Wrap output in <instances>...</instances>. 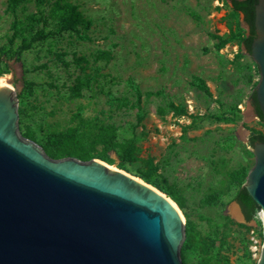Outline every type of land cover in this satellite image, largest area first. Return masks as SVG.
<instances>
[{"label":"rangeland","instance_id":"374dc122","mask_svg":"<svg viewBox=\"0 0 264 264\" xmlns=\"http://www.w3.org/2000/svg\"><path fill=\"white\" fill-rule=\"evenodd\" d=\"M71 1L92 20L88 39L62 33L22 50L13 22L21 20L29 32V14L40 9L26 2L12 13L0 0V77L17 93L20 133L44 149L46 132L74 126L77 114L113 123L128 139L120 142L136 148L127 154L128 173L135 176L145 165L140 160L152 158L160 179L184 198L185 221L202 238L217 240L220 252L213 251L209 264H257L251 230L262 249L263 220L260 211L248 223L237 220L228 174L255 162L248 139L251 129L264 132V123L250 96L260 74L240 42L217 49L215 38L237 20L247 31L243 15L233 14L231 0ZM196 78L210 94L192 85ZM132 84L141 89L140 104ZM109 92L130 105L111 106ZM237 110L242 121L234 120ZM220 190L217 205L202 204ZM203 256L195 254L190 263Z\"/></svg>","mask_w":264,"mask_h":264},{"label":"water","instance_id":"95a60500","mask_svg":"<svg viewBox=\"0 0 264 264\" xmlns=\"http://www.w3.org/2000/svg\"><path fill=\"white\" fill-rule=\"evenodd\" d=\"M254 25L250 56L264 116V0ZM251 151L255 162L243 185L263 217L257 264H264V142ZM170 199L101 159L48 156L20 133L17 93L0 83V264H184L186 221ZM236 205L237 220L247 223Z\"/></svg>","mask_w":264,"mask_h":264},{"label":"trees","instance_id":"16d2710c","mask_svg":"<svg viewBox=\"0 0 264 264\" xmlns=\"http://www.w3.org/2000/svg\"><path fill=\"white\" fill-rule=\"evenodd\" d=\"M47 0H7L8 9L15 13L26 2H34L40 9V12H31L29 14V23L27 25L29 32L24 30L23 22L16 19L13 22V38L21 40L24 48L29 49L32 43L45 41L48 38L62 33H69L76 36L80 40L88 39V30L92 26V20L87 18L80 10L79 6L71 0H51L46 5ZM170 1V0H162ZM258 0H231L233 14L235 16L243 15V22L248 26L247 31L242 27L241 22L237 20L235 27H231L230 32L224 36L215 37L218 42L216 48L220 49L226 44L238 41L242 44L247 54L251 53V45L256 37L255 31V6ZM48 8V13L42 10ZM257 69L258 65L256 64ZM80 78V77H79ZM78 78V79H79ZM81 79V78H80ZM79 79V80H80ZM192 85L203 92L210 94L208 85L200 78H196ZM132 88L137 95L138 104L141 100V89L138 85L132 84ZM256 88V87H255ZM82 91V84L77 89L78 95ZM108 102L111 106L115 105H130V100L127 98H116L112 93H108ZM250 100L254 106L255 113L259 120L264 123V116L259 107L256 90L254 89ZM120 107V106H119ZM178 113H184V108L180 109L175 105L171 106ZM235 121H242L243 115L241 111L232 113ZM29 135V134H28ZM128 139L123 138V134L118 132V129L113 123L105 124L97 122L92 118H85L81 114L76 115V124L68 128L52 131L48 130L45 134L44 149L48 156L54 159L66 157H76L81 160H90L99 158L109 164H117L120 169L130 172L127 166V154L136 153V148L130 142L123 145L120 141ZM249 144L251 147L256 142H264V132L251 129L249 135ZM96 145H102V151H97ZM114 153L117 158L112 156ZM144 168L139 169L135 176L140 177L145 182L153 185L162 192L171 197L183 210L185 209L184 198L178 193L175 187L170 186L166 180H161L158 174L157 166L152 158L140 160ZM249 168L241 166L229 172L230 185L236 188L235 200L240 203L244 213L246 222L252 221L260 207L249 194L244 183L246 181ZM224 195L223 191H216L206 195L202 199V204L207 206L217 205ZM240 226H246L244 223H239ZM217 240L205 239L196 231L189 221L186 222V238L181 248V256L184 264H209V258L214 250L220 252L217 248ZM195 254H204L205 256L198 259L196 263H190ZM208 257V258H207Z\"/></svg>","mask_w":264,"mask_h":264},{"label":"built area","instance_id":"2783aa9c","mask_svg":"<svg viewBox=\"0 0 264 264\" xmlns=\"http://www.w3.org/2000/svg\"><path fill=\"white\" fill-rule=\"evenodd\" d=\"M259 216L263 220L261 212H259ZM251 234L253 235L252 236L253 245L251 246L252 254L254 257H257V256H260L259 254H261V249L259 247V244L257 243V240L255 239V236H254L255 230L254 229L251 230Z\"/></svg>","mask_w":264,"mask_h":264},{"label":"bare ground","instance_id":"6f19581e","mask_svg":"<svg viewBox=\"0 0 264 264\" xmlns=\"http://www.w3.org/2000/svg\"><path fill=\"white\" fill-rule=\"evenodd\" d=\"M0 83H1V84H4V85H10L9 82H8V78H6V76H5V77H0ZM170 198H171V197H170ZM170 201L172 202L173 205H175V203L173 202L172 199H170ZM176 207H177V206H176ZM179 210L181 211V209H179ZM181 213H182V211H181ZM233 214H234V215L237 214L236 216H239V210H237V211L234 210V211H233ZM182 215H183V213H182Z\"/></svg>","mask_w":264,"mask_h":264}]
</instances>
